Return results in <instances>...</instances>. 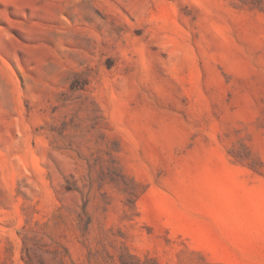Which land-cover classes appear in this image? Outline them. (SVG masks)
I'll list each match as a JSON object with an SVG mask.
<instances>
[{
    "label": "rangeland",
    "instance_id": "1",
    "mask_svg": "<svg viewBox=\"0 0 264 264\" xmlns=\"http://www.w3.org/2000/svg\"><path fill=\"white\" fill-rule=\"evenodd\" d=\"M0 264H264V0H0Z\"/></svg>",
    "mask_w": 264,
    "mask_h": 264
}]
</instances>
